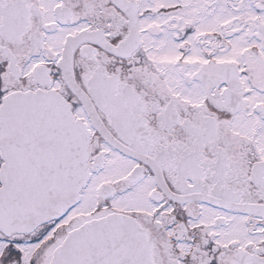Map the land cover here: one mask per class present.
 I'll use <instances>...</instances> for the list:
<instances>
[{"label":"snow or ice","instance_id":"snow-or-ice-1","mask_svg":"<svg viewBox=\"0 0 264 264\" xmlns=\"http://www.w3.org/2000/svg\"><path fill=\"white\" fill-rule=\"evenodd\" d=\"M0 264H264V0H0Z\"/></svg>","mask_w":264,"mask_h":264}]
</instances>
